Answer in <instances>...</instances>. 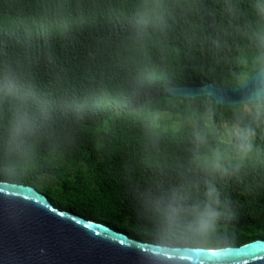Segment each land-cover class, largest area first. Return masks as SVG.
Here are the masks:
<instances>
[{
	"label": "trees",
	"instance_id": "1",
	"mask_svg": "<svg viewBox=\"0 0 264 264\" xmlns=\"http://www.w3.org/2000/svg\"><path fill=\"white\" fill-rule=\"evenodd\" d=\"M256 3L0 0V181L160 245L264 239V116L163 93L237 86L263 68ZM21 106L29 131L14 144ZM214 124L251 128L250 148L236 135L223 140ZM216 161L222 171L211 168ZM209 185L230 218L205 239L164 237L154 199L181 186L202 199Z\"/></svg>",
	"mask_w": 264,
	"mask_h": 264
},
{
	"label": "water",
	"instance_id": "2",
	"mask_svg": "<svg viewBox=\"0 0 264 264\" xmlns=\"http://www.w3.org/2000/svg\"><path fill=\"white\" fill-rule=\"evenodd\" d=\"M261 80L264 67L237 86L181 85L163 93L246 105ZM0 264H264V239L216 249L160 245L60 210L32 186L0 181Z\"/></svg>",
	"mask_w": 264,
	"mask_h": 264
},
{
	"label": "clouds",
	"instance_id": "3",
	"mask_svg": "<svg viewBox=\"0 0 264 264\" xmlns=\"http://www.w3.org/2000/svg\"><path fill=\"white\" fill-rule=\"evenodd\" d=\"M254 8L259 22L252 32V37L259 47L264 49V0H257ZM261 67H264V64ZM253 95L254 99L248 106V111L255 119H259L264 116V80H261ZM28 131L29 113L21 106L16 109L13 117L10 133L12 143H21ZM235 135L242 149L250 148V140L254 135L251 128L238 129ZM211 168L214 171H222L219 161L214 162ZM152 207L164 237L205 239L215 232L222 218H230L221 206L215 189L210 185L206 187L202 199L192 198L188 190L181 186L172 189L166 196L155 198Z\"/></svg>",
	"mask_w": 264,
	"mask_h": 264
},
{
	"label": "rangeland",
	"instance_id": "4",
	"mask_svg": "<svg viewBox=\"0 0 264 264\" xmlns=\"http://www.w3.org/2000/svg\"><path fill=\"white\" fill-rule=\"evenodd\" d=\"M244 111H248V105H244ZM207 123H211V120H207ZM177 125V123H176ZM223 140H230L235 135L237 127L233 124H214Z\"/></svg>",
	"mask_w": 264,
	"mask_h": 264
}]
</instances>
